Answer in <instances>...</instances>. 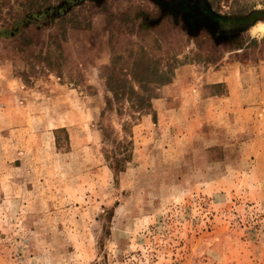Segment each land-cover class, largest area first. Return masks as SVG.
Masks as SVG:
<instances>
[{
    "label": "rangeland",
    "instance_id": "rangeland-1",
    "mask_svg": "<svg viewBox=\"0 0 264 264\" xmlns=\"http://www.w3.org/2000/svg\"><path fill=\"white\" fill-rule=\"evenodd\" d=\"M193 5L0 0V264H264V18L225 29ZM222 61L262 70L243 145L171 156L155 123L131 132L174 66Z\"/></svg>",
    "mask_w": 264,
    "mask_h": 264
},
{
    "label": "crops",
    "instance_id": "crops-1",
    "mask_svg": "<svg viewBox=\"0 0 264 264\" xmlns=\"http://www.w3.org/2000/svg\"><path fill=\"white\" fill-rule=\"evenodd\" d=\"M253 70L224 61L209 68L187 63L174 66L170 78L157 86L155 96L150 98L154 122L150 120L151 114L142 115L131 132L135 127L142 133L141 128H146L148 122L155 123L165 138L159 139L158 146L169 155L186 151L194 144L228 145L227 136L236 139L237 146L243 145L244 139L237 137L255 120L253 114L259 110L257 103L261 101L253 100L252 88L246 85V79L254 78L261 84V78L258 79L261 68ZM254 85L258 86L256 82ZM260 89L259 93L264 91V86ZM141 135L147 141L146 130ZM165 144L167 147L163 148Z\"/></svg>",
    "mask_w": 264,
    "mask_h": 264
},
{
    "label": "flooded vegetation",
    "instance_id": "flooded-vegetation-1",
    "mask_svg": "<svg viewBox=\"0 0 264 264\" xmlns=\"http://www.w3.org/2000/svg\"><path fill=\"white\" fill-rule=\"evenodd\" d=\"M193 1H194L193 9L195 13L198 14L204 22L210 25L212 24L215 26H220V28L225 27V29L229 27L244 26V25H233L232 23H230L232 19H228L226 18V16H221L219 14H214L213 12H211V10L207 8V6L205 5L204 2H202V0H193Z\"/></svg>",
    "mask_w": 264,
    "mask_h": 264
},
{
    "label": "water",
    "instance_id": "water-1",
    "mask_svg": "<svg viewBox=\"0 0 264 264\" xmlns=\"http://www.w3.org/2000/svg\"><path fill=\"white\" fill-rule=\"evenodd\" d=\"M256 15H261L260 12L258 11H252L250 14H248L245 17H239V18H234L230 21L233 25H247L252 18H254Z\"/></svg>",
    "mask_w": 264,
    "mask_h": 264
},
{
    "label": "trees",
    "instance_id": "trees-1",
    "mask_svg": "<svg viewBox=\"0 0 264 264\" xmlns=\"http://www.w3.org/2000/svg\"><path fill=\"white\" fill-rule=\"evenodd\" d=\"M111 172H112V175L114 176V174L118 171H121V167L122 165L121 164H118L117 162H114V165L113 166H107Z\"/></svg>",
    "mask_w": 264,
    "mask_h": 264
},
{
    "label": "bare ground",
    "instance_id": "bare-ground-1",
    "mask_svg": "<svg viewBox=\"0 0 264 264\" xmlns=\"http://www.w3.org/2000/svg\"><path fill=\"white\" fill-rule=\"evenodd\" d=\"M260 13H261V16L256 15L254 18H252V20H254L256 17H257V18H260V17H263V18H264V11H260ZM252 20H251L250 22H252V25H253L257 20H254V21H252ZM250 22H249V23H250ZM249 23H248V24H249ZM262 25H263L262 23L255 24V25H254V28H255V29H257V28H260V29H261ZM263 29H264V27H263ZM253 30H254V29H253ZM254 31H255V30H254Z\"/></svg>",
    "mask_w": 264,
    "mask_h": 264
}]
</instances>
